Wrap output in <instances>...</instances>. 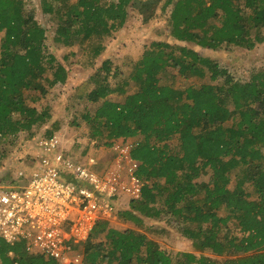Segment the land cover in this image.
I'll return each mask as SVG.
<instances>
[{
	"label": "trees",
	"instance_id": "obj_1",
	"mask_svg": "<svg viewBox=\"0 0 264 264\" xmlns=\"http://www.w3.org/2000/svg\"><path fill=\"white\" fill-rule=\"evenodd\" d=\"M163 1L39 0L55 26L54 44L77 46L76 65L93 70L72 93L97 105L81 115L89 138L112 152L117 141L132 140L129 157L137 165L133 176L140 193L127 209L117 210L116 219L139 228L143 219L165 216L192 247L165 251L142 231L101 221L81 247L83 262L264 264V69L239 82L188 46L252 51L264 44V0ZM28 5L0 0L3 149L22 133L32 139L52 119L49 105L37 109L30 103L69 79L68 55L59 61L47 50L46 30ZM159 7H171L168 33L176 44L152 42L121 80L111 60L97 63L129 10L148 22ZM177 78L201 83L180 89ZM58 129L53 122L44 138ZM204 175L209 183L197 182ZM0 264L58 263L28 254L22 242L9 245L0 238Z\"/></svg>",
	"mask_w": 264,
	"mask_h": 264
},
{
	"label": "built area",
	"instance_id": "obj_2",
	"mask_svg": "<svg viewBox=\"0 0 264 264\" xmlns=\"http://www.w3.org/2000/svg\"><path fill=\"white\" fill-rule=\"evenodd\" d=\"M130 147L117 141L112 168L98 171L96 158L68 154L59 134L42 138L32 161L0 182V238L58 264H84L95 225L115 220L122 197H139Z\"/></svg>",
	"mask_w": 264,
	"mask_h": 264
},
{
	"label": "rangeland",
	"instance_id": "obj_3",
	"mask_svg": "<svg viewBox=\"0 0 264 264\" xmlns=\"http://www.w3.org/2000/svg\"><path fill=\"white\" fill-rule=\"evenodd\" d=\"M25 1L29 4L28 10L33 13L36 21L46 30L45 45L47 50L59 61H62L63 55H68V61L65 64H67L66 66L70 72L66 84L48 90L42 97L36 94L39 99L30 103L37 109L49 105L51 107L52 119L45 126L35 131V136L32 139L28 138L26 133H22L7 148L3 149L2 145H0V180L6 176L11 180V176L18 169L24 168V165H28L32 161L34 155L39 150V141L44 138L45 131L50 128L53 122H58L59 129L55 134H59L68 154H72L76 158L94 157L98 164L97 170L107 171L112 168L114 151L107 150L91 140L88 134L89 129L81 119L83 113H92L97 105L88 103L85 100V95L81 97L82 99L72 98L73 90L79 84L86 81L92 75L93 70H82L76 65V60L80 56L77 46L66 49L54 44L55 26L51 23L50 18L41 12L39 0ZM165 1L162 2V5ZM170 11L171 7H166L164 10H161L159 7L152 19L148 22H143L137 10H129L127 23L108 42L106 54H103L97 63L100 64L104 59L111 60L113 66L121 74L118 78L121 80L127 77L131 62L136 61L143 50L152 42L159 41L176 44L175 40L168 33ZM188 46L197 51L201 56L209 57L216 61L239 82H247L252 73L264 69V44L257 46L252 51L233 47L209 51L190 44ZM111 82L115 83L116 79H112ZM200 83L201 81L196 79L184 80L177 78L175 86L181 89L188 86H196ZM111 99L120 100L114 96ZM124 142L132 144V140L129 139ZM4 150L5 154L3 153ZM197 182L209 183V175L200 177ZM143 220V225L138 228L132 223L115 218V222L112 223L111 227H116L115 229L121 231L125 229L142 231L146 233L149 240L155 241L165 251H192L191 242L181 237L173 224L165 216H161L160 220Z\"/></svg>",
	"mask_w": 264,
	"mask_h": 264
},
{
	"label": "crops",
	"instance_id": "obj_4",
	"mask_svg": "<svg viewBox=\"0 0 264 264\" xmlns=\"http://www.w3.org/2000/svg\"><path fill=\"white\" fill-rule=\"evenodd\" d=\"M127 23V22H126ZM125 26V25H124ZM123 29V28H122ZM121 29V30H122ZM120 30V31H121ZM107 49H108V47L106 48V51H107ZM106 51L103 53V54H106ZM102 54V55H103ZM59 86H63V85H57V87H59ZM112 161H113V158H112ZM112 164H113V162H112ZM128 200H130L129 198H127V197H122V201H121V204L118 206V209H122V210H125V209H127V207H128ZM108 224H109V226L111 227L112 226V223H114L115 222V220H107L106 221ZM116 228V227H115Z\"/></svg>",
	"mask_w": 264,
	"mask_h": 264
}]
</instances>
